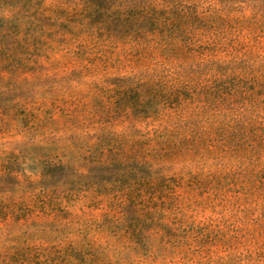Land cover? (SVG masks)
Masks as SVG:
<instances>
[{
    "label": "trees",
    "instance_id": "trees-1",
    "mask_svg": "<svg viewBox=\"0 0 264 264\" xmlns=\"http://www.w3.org/2000/svg\"><path fill=\"white\" fill-rule=\"evenodd\" d=\"M0 153V264H264L201 255L176 195L264 187V0H0ZM79 198L103 218L63 221Z\"/></svg>",
    "mask_w": 264,
    "mask_h": 264
},
{
    "label": "rangeland",
    "instance_id": "rangeland-1",
    "mask_svg": "<svg viewBox=\"0 0 264 264\" xmlns=\"http://www.w3.org/2000/svg\"><path fill=\"white\" fill-rule=\"evenodd\" d=\"M16 138L6 137L1 138L2 142H8L15 140ZM14 145L9 144L3 146L2 149L10 151ZM1 154V153H0ZM213 171L219 168L212 167ZM196 170L195 172H197ZM208 170H205L201 174V183H191L185 181L183 187L176 188V195L178 196V206L181 208L188 224H193L196 229L190 231L193 233H199L202 239L209 241L206 245L204 252L201 255H211L217 258L218 256H225L227 254L226 244L228 243L234 249L235 253H247V251H257L259 248L264 249V187L251 184L243 187L241 183H234L229 178L216 179L213 182L208 181ZM188 178V176H186ZM210 178V177H209ZM30 206H33L32 201ZM176 200L167 193L160 195L148 192L146 194V200L144 203L147 207H143V211L132 212L124 220V224L130 223V217L140 218V213H143L147 219L146 214L161 212L163 220L168 221L171 218L170 206ZM35 208V207H32ZM70 212L68 218L63 219L67 221L73 220L76 227H80L81 223L86 222L95 217L103 218L105 210L101 208H95L89 206V200L87 198H79L71 202L67 207ZM149 210V211H147ZM140 212V213H139ZM39 215V216H36ZM41 212L36 209L33 213V217L42 219ZM55 213H51L48 219H53ZM128 220V221H127ZM170 223V221H168ZM93 240L101 239L94 230ZM194 235V234H193ZM99 237V238H96ZM72 238L79 239L76 234L72 235ZM100 242V240H97ZM103 243L105 240L102 241ZM33 249L30 255L37 257L40 254L47 253L50 248H61L64 243L59 241H41L37 239L33 241ZM39 260L38 258H36Z\"/></svg>",
    "mask_w": 264,
    "mask_h": 264
}]
</instances>
